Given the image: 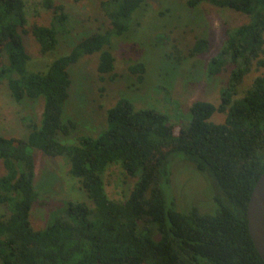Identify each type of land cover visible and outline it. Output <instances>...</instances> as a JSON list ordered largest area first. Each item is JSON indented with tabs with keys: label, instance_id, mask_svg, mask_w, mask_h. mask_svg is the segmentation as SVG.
Instances as JSON below:
<instances>
[{
	"label": "trees",
	"instance_id": "obj_1",
	"mask_svg": "<svg viewBox=\"0 0 264 264\" xmlns=\"http://www.w3.org/2000/svg\"><path fill=\"white\" fill-rule=\"evenodd\" d=\"M144 2L103 1L110 21L106 31L82 38L46 71H30L21 33L31 32L45 54L55 48L67 14L61 3L44 0L42 5L53 13L51 24L27 28L25 0H0V85L5 82L16 101L43 98L39 123L22 117L30 130L25 140L0 135V204L6 209L0 212L1 264H264L246 221L248 200L264 170V72L239 94L252 66L264 67V0L185 1L188 8L208 2L248 16L246 22L225 28L222 44L209 58V75L230 69L218 104L193 101L189 121L182 126L170 123L155 107H137L121 97L108 108L106 126L98 134L80 135L75 144L57 138L76 128L73 120L62 118L71 85L68 67L84 54L99 52L97 71L111 73L115 59L107 46L112 37L128 31ZM208 44L206 38L197 39L190 54L206 52ZM131 68L145 71L143 63ZM216 112L225 115L222 122L211 120ZM29 148L65 157L90 204L68 201L62 215L35 229L30 210L38 192ZM175 155L214 182L212 211L196 206L180 210L173 197L167 199L169 159ZM111 163H120L126 175L136 177L123 201L110 199L105 191L102 173Z\"/></svg>",
	"mask_w": 264,
	"mask_h": 264
},
{
	"label": "rangeland",
	"instance_id": "obj_2",
	"mask_svg": "<svg viewBox=\"0 0 264 264\" xmlns=\"http://www.w3.org/2000/svg\"><path fill=\"white\" fill-rule=\"evenodd\" d=\"M44 0H25L27 24L50 25L52 10L42 5ZM61 3L67 14L66 24L58 28L57 44L45 54L31 32L21 33L29 54L27 69L46 71L58 57L70 52L82 38L92 32H104L110 27L102 2L105 0H51ZM186 0H145L133 14L128 31L111 38L107 48L115 62L111 73L97 71L99 52L82 55L68 67L71 75L69 97L65 101L62 118L71 119L76 128L69 135L58 134L60 142L75 144L80 135H96L106 126V113L121 97H127L137 107L152 106L165 112L169 122L186 125L190 106L197 99L219 103L220 89L226 85L230 69L209 75L210 56L220 47L226 27L248 20L244 13L227 7L202 2L188 8ZM208 40V50L191 55V48L199 38ZM143 63L140 74L132 66ZM244 77L239 94L252 78L264 72L254 68ZM141 75V76H140ZM169 94V99L166 96ZM43 112V98L25 97L16 101L5 82L0 85V135L25 140L29 128L22 117L39 123ZM225 115L216 112L214 122H222ZM35 158L33 185L38 200L30 210V221L35 229H42L62 215L68 201L90 204L79 179L69 172L65 157L47 156L36 148H29ZM168 198L173 197L180 210L198 207L210 212L214 203V182L182 155L170 158ZM4 173L0 161V176ZM105 191L110 199L125 200L136 177L125 174L120 163L108 164L102 173ZM5 206L0 204V212ZM1 264V263H0ZM203 264H209L203 262Z\"/></svg>",
	"mask_w": 264,
	"mask_h": 264
},
{
	"label": "water",
	"instance_id": "obj_3",
	"mask_svg": "<svg viewBox=\"0 0 264 264\" xmlns=\"http://www.w3.org/2000/svg\"><path fill=\"white\" fill-rule=\"evenodd\" d=\"M246 221L253 246L264 261V170L256 180L248 200Z\"/></svg>",
	"mask_w": 264,
	"mask_h": 264
}]
</instances>
